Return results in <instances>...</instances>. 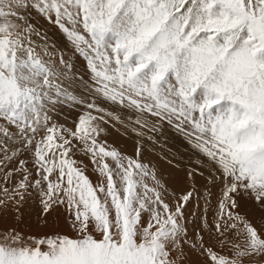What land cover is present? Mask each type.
<instances>
[{
	"label": "snow or ice",
	"instance_id": "6c2138e0",
	"mask_svg": "<svg viewBox=\"0 0 264 264\" xmlns=\"http://www.w3.org/2000/svg\"><path fill=\"white\" fill-rule=\"evenodd\" d=\"M0 264H264V0H0Z\"/></svg>",
	"mask_w": 264,
	"mask_h": 264
}]
</instances>
